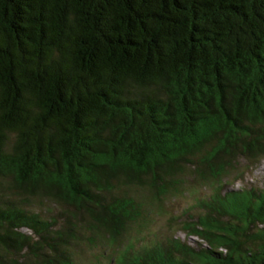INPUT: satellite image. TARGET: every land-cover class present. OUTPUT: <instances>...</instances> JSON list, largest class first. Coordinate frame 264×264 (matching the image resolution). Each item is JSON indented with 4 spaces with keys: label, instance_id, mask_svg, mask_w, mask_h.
I'll return each mask as SVG.
<instances>
[{
    "label": "trees",
    "instance_id": "trees-1",
    "mask_svg": "<svg viewBox=\"0 0 264 264\" xmlns=\"http://www.w3.org/2000/svg\"><path fill=\"white\" fill-rule=\"evenodd\" d=\"M263 160L264 0H0V264H264Z\"/></svg>",
    "mask_w": 264,
    "mask_h": 264
},
{
    "label": "rangeland",
    "instance_id": "rangeland-1",
    "mask_svg": "<svg viewBox=\"0 0 264 264\" xmlns=\"http://www.w3.org/2000/svg\"><path fill=\"white\" fill-rule=\"evenodd\" d=\"M262 178H264V160L256 168H254V166H252L251 164L246 163L245 161H241L238 167L233 170L228 177V182L235 181L234 185H228L227 188H237L241 185H249L251 183L256 184L257 182L261 181ZM188 184L192 185H185L186 188H184V190L186 192L165 202V210L160 214L154 215L149 228L146 229L140 236H144V238L146 239L150 238L151 235L148 234L147 231L154 232L157 237L175 233L178 238L190 244H196L198 246L199 243H201L203 245L200 238L191 235L187 236L184 231L178 230L177 224L174 225V222L177 223L178 219H184V217H186V215H184L183 213L186 209L195 206V204L197 203V199H203L204 196L211 190L210 185H200L194 182H189ZM193 184H195V186H193ZM196 210L198 209L195 208L191 210V212H195ZM171 218L176 219L172 220ZM170 224L174 227L172 226L170 228ZM175 229L178 231H176ZM23 230L26 232L30 231L27 228H24ZM99 243V239H95V241L91 244H95V246L91 247L92 249H90L92 251L85 249L84 255L76 257V260H74L75 263L109 264L108 255L110 254V251L108 250L107 254H102V252H104L105 250V247ZM78 261L79 263H77Z\"/></svg>",
    "mask_w": 264,
    "mask_h": 264
}]
</instances>
